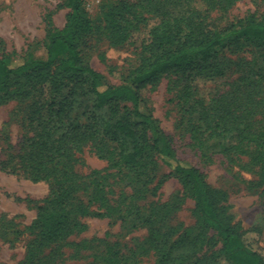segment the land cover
Listing matches in <instances>:
<instances>
[{
	"label": "rangeland",
	"instance_id": "obj_1",
	"mask_svg": "<svg viewBox=\"0 0 264 264\" xmlns=\"http://www.w3.org/2000/svg\"><path fill=\"white\" fill-rule=\"evenodd\" d=\"M175 1L182 9L195 0H82L91 21L90 31L78 43L82 62L98 71L105 83H124L130 70L138 66L142 47L149 41L152 28L162 17L172 13ZM123 4H128L123 11L132 18L134 28L124 42L115 43L103 34L104 13ZM68 11L64 0H0V56L7 54L16 62L29 55L44 57L50 33L64 26ZM249 13L264 14V0H236L224 15L233 19ZM219 59L227 66L225 74L195 78L188 97L182 95L185 84L182 78L177 79L173 73L160 75L156 82L141 89L140 110L156 119L162 137L160 145L167 144L179 161L194 165L202 172L211 189L222 196L225 220L238 226L245 242L264 258V184L258 175V166L250 156L234 148L223 151L217 141L207 140L206 132V145L198 146L195 139L204 132L203 127L199 130L203 123L200 116L215 114L220 104L219 95L229 88L233 90L230 83L241 70L264 69V55L262 51L240 50L226 52ZM235 62L241 65V70L236 71ZM10 84L26 90L25 84L13 79ZM38 87L41 88L32 89L27 96L0 99V161L17 156L24 140L37 132V122L27 120L34 108H57L58 102L63 100V92L53 91L50 83ZM64 102L69 104L66 108H75L69 115L94 108L101 118L105 116L106 105H96V100L85 89ZM238 103L236 99L232 102ZM123 104L120 103V108ZM126 105H130L129 102ZM118 139H89L82 151H76L77 161L72 168L83 188L89 186L94 177L91 171L99 170V177L105 182L107 203L119 206L125 213L129 210V215L124 220L115 215H75V220L84 228H75L56 241L44 240L34 225L38 207L43 205L52 188L50 183L33 180L22 170L15 174L0 167V264H160V252L174 245L184 230L197 225L194 201L177 179L168 176L153 190L154 183L169 172V167L161 160L157 159L153 182L145 189L134 190L130 183L134 179L132 171L118 169L108 158L95 153L97 149L94 150L92 143L100 141L102 150L111 152L116 160ZM237 141L236 134L226 138L227 146ZM89 195H92V186L86 187L85 192H77L74 208L83 204L94 210L100 202L89 203ZM151 207L154 215L144 221ZM104 208L102 205L100 210ZM211 234L212 231H208V235ZM216 249L217 245L208 250L198 249L195 255L200 257L206 253L207 257ZM193 250L171 252V264H178L185 254L193 255Z\"/></svg>",
	"mask_w": 264,
	"mask_h": 264
},
{
	"label": "trees",
	"instance_id": "obj_2",
	"mask_svg": "<svg viewBox=\"0 0 264 264\" xmlns=\"http://www.w3.org/2000/svg\"><path fill=\"white\" fill-rule=\"evenodd\" d=\"M235 1L195 0L182 9L175 1L172 13L162 17L152 28L149 41L142 47L138 66L132 68L127 80L118 85L105 83L98 71L82 62L78 43L91 29L82 0H64L69 8L65 24L50 33L44 57L29 55L16 62L7 54L0 56V99L27 96L32 89L41 88L38 86L42 83H50L53 91L64 94L57 108H34L30 112L28 123L36 121L37 132L24 140L17 156L0 161L3 170L15 174L22 170L33 180L50 183L52 188L43 205L38 207L34 224L44 240L56 241L75 228L83 229L75 215H115L121 220L129 215V210L125 213L119 206H109L99 170L91 171L94 177L86 187L92 186L88 202L100 204L94 210L83 204L74 208L77 192L86 191L72 168L77 161L74 158L76 151H82L93 137L119 138L116 160L111 152L102 150L100 141H94L92 145L94 150L97 149L95 153L108 158L114 167L132 171L134 179L130 183L134 190L145 189L153 182L159 159L169 167V172L154 183L153 190L171 176L194 201L197 225L184 230L174 245L166 252H160V264H171L170 255L175 250L192 249L193 255L185 254L178 264H222L221 261L226 264H264L262 254L245 242L241 229L223 217L222 196L211 189L197 167L179 161L167 144L160 145L162 137L156 119L140 110L141 89L156 82L164 73L182 78L185 82L182 95L188 97L195 78L225 74L227 66L219 58L226 52L257 50L264 55V14L249 13L228 19L224 14ZM127 6L117 5L104 13L103 34L115 43L124 42L134 28L132 18L123 11ZM234 65L236 71L241 70L238 62ZM11 79L25 84L26 90L10 84ZM231 86L232 91L229 88L219 95L220 104L215 108V114L200 116L203 123L199 130L203 127L204 132L195 139L200 147L213 139L223 151L231 147L238 153L247 154L258 166V175L264 184V69L241 70ZM82 89L96 100V105H106L103 118L94 108L68 114L75 108H66L69 104L64 101ZM3 90L4 94H1ZM235 99L238 104H232ZM191 133L193 137L194 130ZM230 134H236L238 141L227 146L226 138ZM102 205H105L104 210H100ZM151 209L144 221L153 217ZM208 231L212 234L208 235ZM216 245L217 249L207 257L206 253L200 257L195 255V250H208Z\"/></svg>",
	"mask_w": 264,
	"mask_h": 264
}]
</instances>
